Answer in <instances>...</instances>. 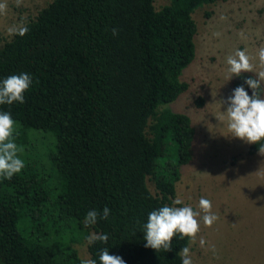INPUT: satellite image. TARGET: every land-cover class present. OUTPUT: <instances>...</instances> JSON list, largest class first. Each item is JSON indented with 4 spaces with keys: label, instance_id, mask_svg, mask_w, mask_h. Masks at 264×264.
<instances>
[{
    "label": "trees",
    "instance_id": "1",
    "mask_svg": "<svg viewBox=\"0 0 264 264\" xmlns=\"http://www.w3.org/2000/svg\"><path fill=\"white\" fill-rule=\"evenodd\" d=\"M216 1L156 9L154 0H51L27 20L25 36L3 43L0 81L27 73L32 84L24 103L0 105L16 122L25 162L10 180L0 177V264H81L73 244L91 233L109 237L88 243L97 264L105 247L125 264H181L187 238L156 252L141 228L152 210L172 205L191 160L195 127L173 104L196 55L192 14ZM39 136L47 140L36 145ZM104 207L109 217L86 228V213Z\"/></svg>",
    "mask_w": 264,
    "mask_h": 264
},
{
    "label": "rangeland",
    "instance_id": "2",
    "mask_svg": "<svg viewBox=\"0 0 264 264\" xmlns=\"http://www.w3.org/2000/svg\"><path fill=\"white\" fill-rule=\"evenodd\" d=\"M50 1L23 0L16 7L15 0H7V15L0 16V47L12 37L7 34L9 26L21 17L35 16ZM168 2L154 0L153 4L159 9ZM192 17L197 26L196 55L183 74L188 89L173 106L191 117L195 134L191 160L179 175L173 200L183 201L178 207L199 210V200L204 197L219 217L211 227L200 220L196 242L187 245L193 264H264V155L258 151L249 154L250 144L231 137L226 123L218 119L228 107L227 103L221 107V101L232 95L239 81L236 76L227 81L226 57L237 49L246 50L251 62L258 65L257 51L264 46V0H218L201 5ZM241 75L258 78L254 72ZM241 85L251 96L252 89ZM200 97L203 103L198 106ZM46 140L39 136L34 142ZM147 186L157 192L149 176ZM201 237L206 241L204 247L199 244ZM73 246L82 259H90L87 241Z\"/></svg>",
    "mask_w": 264,
    "mask_h": 264
},
{
    "label": "clouds",
    "instance_id": "3",
    "mask_svg": "<svg viewBox=\"0 0 264 264\" xmlns=\"http://www.w3.org/2000/svg\"><path fill=\"white\" fill-rule=\"evenodd\" d=\"M23 0H15L16 7H20ZM8 2L0 0V16L7 15ZM29 31L27 18L21 17L20 21L7 28L9 36H25ZM113 36L119 34L118 29L112 30ZM214 35H219L214 34ZM258 65H254L252 58L246 50L237 49L234 53L226 57L227 81L233 76L240 77L243 72H254L258 78H247L244 83L252 89V95L245 91L243 85L236 87L231 96L226 101H221V107L227 103L226 111H222L218 119L225 122L231 137L238 138L245 143L259 144L258 152L264 155V46L257 51ZM260 70H256V68ZM32 84V77L27 73L13 74L0 81V105H12L14 102L24 103L25 92ZM16 122L8 111H0V177L10 180L14 175L20 173L25 167V162L18 155L22 148L15 143ZM183 205L180 198L172 201V205H164L152 210L147 217V222L142 225L141 231L144 233L143 239L146 241L145 247L154 249L156 252H167L172 249L174 237L179 239L187 238L191 243L196 242L197 234L200 231V220L204 226L211 227L219 217L212 212L210 200L201 197L198 204L199 210H194L191 206ZM203 213V215H201ZM110 209L104 207L102 214L98 210H90L84 218V226L90 227L97 223L98 219H107ZM87 242L93 244L108 242L107 234L91 233L87 237ZM199 244L204 247L206 241L201 237ZM215 250V246H212ZM181 264H193L190 248L185 246L178 253ZM99 264H125L120 256L110 255L107 247L98 253ZM81 264H97L94 259H82Z\"/></svg>",
    "mask_w": 264,
    "mask_h": 264
}]
</instances>
